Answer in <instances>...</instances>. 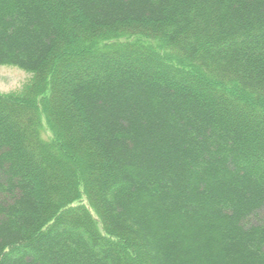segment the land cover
<instances>
[{
    "label": "trees",
    "instance_id": "trees-1",
    "mask_svg": "<svg viewBox=\"0 0 264 264\" xmlns=\"http://www.w3.org/2000/svg\"><path fill=\"white\" fill-rule=\"evenodd\" d=\"M0 67V264H264V0H0Z\"/></svg>",
    "mask_w": 264,
    "mask_h": 264
},
{
    "label": "rangeland",
    "instance_id": "rangeland-1",
    "mask_svg": "<svg viewBox=\"0 0 264 264\" xmlns=\"http://www.w3.org/2000/svg\"><path fill=\"white\" fill-rule=\"evenodd\" d=\"M124 41H126V39L119 40V42H124ZM103 45L104 44H102V46ZM73 67L74 66H68L63 68V70H67V69L71 70L73 69ZM93 69L96 68L88 67V70H93ZM32 79H33V75L23 72L19 69L12 67H0V93L5 95L17 94L18 92L22 91L24 87L32 81ZM44 124H45V129H47L45 120H44ZM82 204L88 205L86 200L84 199L82 201ZM93 214L94 217L97 218L94 212Z\"/></svg>",
    "mask_w": 264,
    "mask_h": 264
}]
</instances>
